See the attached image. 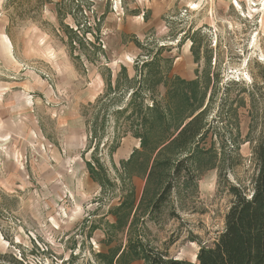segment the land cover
Here are the masks:
<instances>
[{
  "label": "rangeland",
  "instance_id": "rangeland-1",
  "mask_svg": "<svg viewBox=\"0 0 264 264\" xmlns=\"http://www.w3.org/2000/svg\"><path fill=\"white\" fill-rule=\"evenodd\" d=\"M263 136L264 0H0V254L195 261Z\"/></svg>",
  "mask_w": 264,
  "mask_h": 264
},
{
  "label": "trees",
  "instance_id": "trees-1",
  "mask_svg": "<svg viewBox=\"0 0 264 264\" xmlns=\"http://www.w3.org/2000/svg\"><path fill=\"white\" fill-rule=\"evenodd\" d=\"M56 11L59 19V15L62 12L60 9ZM63 32L68 37L66 43L71 47L74 42V36L69 33L73 32L72 29L66 25ZM142 66L143 69L151 68L153 66L152 59L151 61L143 62ZM121 68V71H123L124 67L121 66ZM106 70V75L102 74V78H104L105 85L108 87L111 78H109V69L106 68ZM141 73L142 70H140V75ZM182 82L185 83L184 80ZM183 95L184 99H187L188 96L185 93ZM92 105L90 104L89 107H92ZM126 107L122 106L117 112L122 114V112L127 111ZM190 115L183 116L177 128ZM194 118L195 116L192 119ZM189 123H186L183 127ZM137 138H141V143L144 140L139 133ZM113 147H116V145H113ZM254 154L257 170L255 176L251 179L250 186L246 189L234 184L228 186V193L232 197L223 216V227L217 232L211 244L200 243L195 261L169 257L162 251L156 252L151 249H148L140 256L135 252V248L130 246L127 251H122L117 257L118 264H127L134 258L144 259V264H264V136L255 145ZM86 167L90 176L96 177L100 182V178L98 179L95 176V170H93L92 165L87 162ZM165 189L166 187L162 191ZM160 195L161 193L158 194L157 198ZM7 258L8 264H25L11 254H0L1 261ZM111 261L112 258H110V264Z\"/></svg>",
  "mask_w": 264,
  "mask_h": 264
},
{
  "label": "crops",
  "instance_id": "crops-1",
  "mask_svg": "<svg viewBox=\"0 0 264 264\" xmlns=\"http://www.w3.org/2000/svg\"><path fill=\"white\" fill-rule=\"evenodd\" d=\"M165 2H166V5H167V4H169V3H170V0H165Z\"/></svg>",
  "mask_w": 264,
  "mask_h": 264
}]
</instances>
